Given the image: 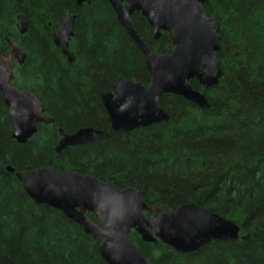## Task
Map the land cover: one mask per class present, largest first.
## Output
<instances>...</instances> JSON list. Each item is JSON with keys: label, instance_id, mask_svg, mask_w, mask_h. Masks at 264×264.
Instances as JSON below:
<instances>
[{"label": "trees", "instance_id": "1", "mask_svg": "<svg viewBox=\"0 0 264 264\" xmlns=\"http://www.w3.org/2000/svg\"><path fill=\"white\" fill-rule=\"evenodd\" d=\"M204 8L217 16L225 78L208 89L197 81L192 85L205 93L212 109L165 95L161 105L169 119L126 135L111 129L100 93L119 76L144 85L151 77L110 4L0 0V55L9 50L7 37L23 46L27 58L17 67L14 84L36 92L55 120L39 124L38 132L20 144L0 93V264H107L91 235L61 211L37 204L8 166L16 172L53 167L94 175L119 188L140 186L150 206L172 211L197 203L251 235L238 243L218 240L186 255L161 242H143L132 231L131 239L153 264H264V0H206ZM69 12L76 15L73 63L52 36ZM19 14L28 21L24 35L16 28ZM132 20L154 51L170 52L168 33L154 40L141 14ZM86 126L105 130V137L56 153L60 128L74 132Z\"/></svg>", "mask_w": 264, "mask_h": 264}, {"label": "water", "instance_id": "2", "mask_svg": "<svg viewBox=\"0 0 264 264\" xmlns=\"http://www.w3.org/2000/svg\"><path fill=\"white\" fill-rule=\"evenodd\" d=\"M94 0H76L78 6ZM110 4L119 23L141 50L151 80L147 85L119 76L111 90L100 93L111 129L122 134L166 122L169 112L162 107L165 95L180 96L201 109H212L207 96L195 89L193 81L203 88L216 87L225 78L219 60L220 28L216 15L208 16L206 0H100ZM141 14L152 27L154 40L166 32L172 49L167 54L154 51L137 31L132 16ZM76 15L69 12L53 31L55 45L70 63L75 54L70 49L74 37ZM20 34L28 31L27 18L17 16ZM10 50L0 55V92L8 108L13 138L26 144L38 131L39 124H52L40 96L12 85L15 61L22 65L27 58L23 47L7 37ZM55 151L69 147L90 146L105 137V131L86 126L67 133L59 129ZM15 173L26 194L37 204L61 211L68 219L91 235L107 264H153L138 244L131 239L135 231L143 242H161L186 255L198 253L213 242L247 241L250 234H241L243 226L224 218L197 203H185L169 211L165 205H148L140 186L119 188L112 182L93 175L58 171L40 167ZM148 214V217L145 215ZM97 218L93 221L88 215Z\"/></svg>", "mask_w": 264, "mask_h": 264}, {"label": "flooded vegetation", "instance_id": "3", "mask_svg": "<svg viewBox=\"0 0 264 264\" xmlns=\"http://www.w3.org/2000/svg\"><path fill=\"white\" fill-rule=\"evenodd\" d=\"M20 65H18L17 64V62L15 61V63H14V67H13V73H14V78H13V80H12V85H15L14 84V82H15V77H16V75H17V67H19ZM16 86V85H15ZM18 87V86H17ZM19 88V87H18ZM19 89H21V88H19ZM32 92V91H31ZM55 123V122H54ZM53 123V124H54ZM99 129V128H98ZM103 130V129H102ZM65 131V130H64ZM76 131V130H75ZM105 131V130H104ZM66 132V131H65ZM67 133H72V132H67ZM59 137H60V134H59ZM58 141V140H57ZM57 143V142H56ZM56 146V145H55Z\"/></svg>", "mask_w": 264, "mask_h": 264}]
</instances>
